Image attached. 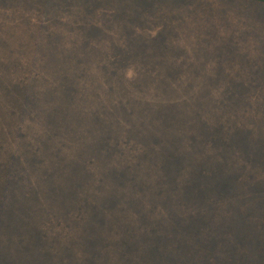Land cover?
I'll use <instances>...</instances> for the list:
<instances>
[{
    "label": "rangeland",
    "instance_id": "1",
    "mask_svg": "<svg viewBox=\"0 0 264 264\" xmlns=\"http://www.w3.org/2000/svg\"><path fill=\"white\" fill-rule=\"evenodd\" d=\"M0 84V264H264V3L0 0Z\"/></svg>",
    "mask_w": 264,
    "mask_h": 264
},
{
    "label": "trees",
    "instance_id": "2",
    "mask_svg": "<svg viewBox=\"0 0 264 264\" xmlns=\"http://www.w3.org/2000/svg\"><path fill=\"white\" fill-rule=\"evenodd\" d=\"M251 1H254V2H259V3H264V0H251ZM0 85H2V84H0ZM0 90H2V89H0ZM63 92V94L64 95H62V100H60V102H62V101H64V99H65V94H67V89H65V90H63L62 91ZM18 95V94H17ZM18 97H20L19 95H18ZM60 105H62L61 103H60ZM100 109H102V108H98L97 110H100ZM98 112V111H97ZM97 112H95L94 114H96ZM100 113H101V111H100ZM120 115H122V113H120ZM97 120L100 122V118H97ZM101 129H103V131L100 133V135H98V137L96 138V140H95V142L97 141V140H99V141H97L98 143L96 144H94L93 143V145L92 146H90V145H88L87 146V148H86V153H88L89 151L90 152H96L97 150H96V148L95 147H100V146H102V142H101V144H100V141L102 140L101 139V137L102 138H104L105 136H107L109 133H113V130H111V128H107L105 125H103L102 127H101ZM92 149H93V151H92ZM85 153V154H86ZM112 172V171H111ZM114 173H112V175L113 176H120V173L118 172V171H113ZM119 173V174H118ZM115 180H117V177H115ZM107 201H109L108 199H107ZM94 207V206H93ZM94 211H95V214L97 213L96 212V209L94 208ZM94 216V215H93ZM91 219V218H90ZM92 219H94L93 217H92ZM145 237H146V235H148V232H145ZM154 239H156L155 237H154ZM123 242V241H122ZM137 242V241H136ZM123 244L125 245V244H129V243H125V242H123ZM124 245H122V247H123V251H126V252H130L129 251V249H125V246ZM141 261V260H140Z\"/></svg>",
    "mask_w": 264,
    "mask_h": 264
}]
</instances>
